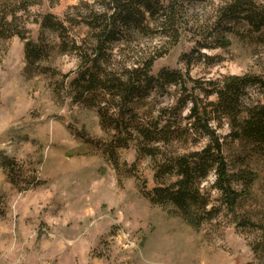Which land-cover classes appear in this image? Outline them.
Listing matches in <instances>:
<instances>
[{"label":"rangeland","instance_id":"374dc122","mask_svg":"<svg viewBox=\"0 0 264 264\" xmlns=\"http://www.w3.org/2000/svg\"><path fill=\"white\" fill-rule=\"evenodd\" d=\"M79 1L26 0L28 12L17 8L14 26L35 40L40 15L63 19ZM223 1L185 3L186 18L202 20ZM253 1L264 6V0ZM86 31L77 30L80 37ZM243 31L236 26L228 32L226 47L202 49L212 59L194 60L189 74L263 76L264 30ZM194 34L186 28L180 42L155 62L153 73L162 67L185 72L181 57L202 38ZM52 56L30 74L25 41L18 35L0 40V264H264V155L249 162L257 178L235 210L221 202L215 173L209 174L201 196L212 212L191 214L201 223L194 226L171 204L151 200L152 189L162 184L155 175L160 163L134 144L109 146L112 136L95 109L75 102L72 89L63 87V75L70 73L66 82L75 76L77 56ZM168 89L172 94L175 87ZM248 93L246 102L264 103L256 87ZM159 102L164 106L169 99ZM187 113L185 106L179 123L187 122ZM222 124L214 125L224 138L230 126L227 120ZM207 143L206 136L191 133L188 145L176 143L171 151H199ZM4 161L15 164L12 176ZM234 186L243 189L241 183Z\"/></svg>","mask_w":264,"mask_h":264},{"label":"trees","instance_id":"16d2710c","mask_svg":"<svg viewBox=\"0 0 264 264\" xmlns=\"http://www.w3.org/2000/svg\"><path fill=\"white\" fill-rule=\"evenodd\" d=\"M25 1L0 0V40L18 35L25 41V70L30 74L35 68L43 69L42 62L54 54L77 56L75 76L66 82L67 73L60 82L72 89L68 93L75 102L95 109L101 126L112 136L109 146L134 144L160 163L155 175L162 184L152 189L151 200L171 204L198 226L200 221L191 214L212 212L206 209L201 185L214 171L213 187L221 202L232 210L237 208L242 192L257 178L249 162L264 155V103L261 99L246 102L251 87L264 94V75L194 78L189 70L194 60L212 59L202 49L226 47V35L236 26H242L244 33L262 34L264 6L253 0H224L204 19L194 15L189 21L185 3L204 0H80L63 19L50 12L40 15L39 32L33 40L14 26L16 9L28 12ZM83 28L86 35L80 37L77 30ZM186 28L193 30L194 38L199 34L202 38L191 52L183 53L185 72L162 67L153 73L155 62L180 42ZM170 87H175L172 94ZM163 96L169 102L161 106ZM185 106L187 122L182 124L178 120ZM150 114L155 116L150 118ZM226 120L230 131L222 138L214 124L221 126ZM191 133L207 137L203 149L171 151L176 143L188 145ZM4 166L12 176L15 164L4 161ZM235 183H241L243 189L238 191Z\"/></svg>","mask_w":264,"mask_h":264}]
</instances>
